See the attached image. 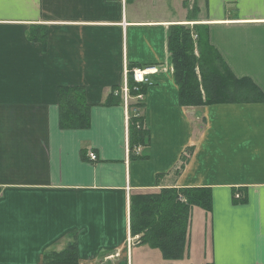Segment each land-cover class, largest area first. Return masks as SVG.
<instances>
[{
	"label": "crops",
	"instance_id": "crops-1",
	"mask_svg": "<svg viewBox=\"0 0 264 264\" xmlns=\"http://www.w3.org/2000/svg\"><path fill=\"white\" fill-rule=\"evenodd\" d=\"M190 1L0 0V264L72 242L77 264H264V100L181 105L168 47L170 26L205 24L264 93V0ZM162 64L127 106L125 68ZM60 87L84 90L89 127L60 126ZM132 116L149 133L134 153ZM168 187L211 192L177 259L131 228L132 196Z\"/></svg>",
	"mask_w": 264,
	"mask_h": 264
},
{
	"label": "trees",
	"instance_id": "trees-1",
	"mask_svg": "<svg viewBox=\"0 0 264 264\" xmlns=\"http://www.w3.org/2000/svg\"><path fill=\"white\" fill-rule=\"evenodd\" d=\"M168 47L174 67V78L180 89L181 105L204 106L215 103L264 100L262 90L250 78L236 77L217 49L210 44L207 25L170 26ZM220 63H223L225 67L220 66ZM197 66L201 69L202 74L200 83L196 79L195 69ZM227 71L230 73L232 81L226 80L228 78L225 74ZM129 79L130 90L135 96L146 92L147 83L137 84L132 76ZM220 81L226 85L219 88ZM200 86L204 88L205 96L202 95ZM136 87L138 90L135 89ZM211 90L214 95L211 94ZM238 90H245L242 100H237L239 94L236 92ZM59 97L60 126L62 128L78 129L90 126V105L86 101L83 89L60 87ZM116 99V96L112 94L108 99V104L113 103ZM143 101L138 100L135 105L143 107ZM143 125V118L141 119L140 116L131 117V153H134L136 144H148L149 133L143 128ZM187 158V154L182 157L180 169L184 167ZM179 194L184 195L187 201H180ZM131 201L132 233L142 234L143 242L159 247L165 257L169 259L180 258L186 252L192 207L200 205L207 211H210L212 207L211 192L206 187L162 188L158 192L135 194ZM77 253V244L72 242L62 251L46 252L44 261L46 264H77Z\"/></svg>",
	"mask_w": 264,
	"mask_h": 264
},
{
	"label": "built area",
	"instance_id": "built-area-1",
	"mask_svg": "<svg viewBox=\"0 0 264 264\" xmlns=\"http://www.w3.org/2000/svg\"><path fill=\"white\" fill-rule=\"evenodd\" d=\"M155 72H158L157 70V67L156 66H152V67H147V68H141V67H136L134 70H133V78H134V81L139 84V83H147L149 82V74L151 73H155ZM127 73V72H126ZM136 90H138V88L136 87L135 88ZM123 92H124V95H125V102H126V105L128 106V103L129 101L132 99V96L130 94V87H129V82L128 80H125L124 81V84H123ZM136 98L138 100H144V94L143 93H139L138 95H136ZM138 109L139 108H136L134 109V115H139L138 113ZM91 157L93 159H96V155L94 153H91ZM239 197V196H237ZM135 241H139V236H130L129 239H128V242L131 244Z\"/></svg>",
	"mask_w": 264,
	"mask_h": 264
},
{
	"label": "rangeland",
	"instance_id": "rangeland-1",
	"mask_svg": "<svg viewBox=\"0 0 264 264\" xmlns=\"http://www.w3.org/2000/svg\"><path fill=\"white\" fill-rule=\"evenodd\" d=\"M191 1H193V0H191ZM191 1H190V4H191ZM207 46L209 47V44L207 43ZM156 67H157V70H158V72H160V71H168V70H170V65H160V66H158V65H155ZM210 66V68H211V65H209ZM220 66H224V64L223 63H220ZM225 67V66H224ZM138 68V67H137ZM135 69V67H129V68H125V70H124V81L125 80H128V82H129V78L132 76L133 77V70ZM172 69V68H171ZM127 72V73H126ZM173 72H174V70H173ZM195 73H196V79H197V81L200 83L201 82V79H202V74H201V69L197 66L196 67V69H195ZM225 73V72H224ZM226 74V76L228 77L226 80H228V81H232L231 79H232V77H231V75H230V73L227 71V73H225ZM131 75V76H130ZM223 76V75H222ZM133 80H134V78H133ZM223 80H224V82H226L225 81V78H224V76H223ZM222 81V80H221ZM219 82L218 83V87L219 88H221V87H223V86H225L226 85V83H224V82ZM124 84V83H123ZM130 86V85H129ZM131 88V87H130ZM200 89H201V93H202V95L203 96H205V90H204V88L202 87V86H200ZM131 91V90H130ZM231 92H232V90H230ZM229 91V92H230ZM243 91H245V90H238L237 92H236V94H239V95H237V100H242L243 99ZM120 93L122 94L123 93V90H120ZM211 94L212 95H214V93L212 92V90H211ZM160 191V190H159ZM150 193V192H149ZM179 199H180V201H187L186 200V198H185V196L184 195H181V194H179Z\"/></svg>",
	"mask_w": 264,
	"mask_h": 264
}]
</instances>
